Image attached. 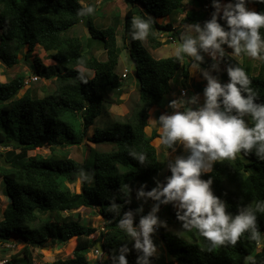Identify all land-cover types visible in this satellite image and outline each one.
<instances>
[{
    "label": "trees",
    "instance_id": "16d2710c",
    "mask_svg": "<svg viewBox=\"0 0 264 264\" xmlns=\"http://www.w3.org/2000/svg\"><path fill=\"white\" fill-rule=\"evenodd\" d=\"M126 1L130 7L125 13L123 37L129 40L130 46L124 48L130 51L134 61L140 95L128 120L113 121L101 128L95 123L103 105L122 102L126 79L117 71L122 47L118 45L116 25L96 27L91 13L79 0H0V60L12 67L19 63L20 53L25 52L24 57L28 58L39 46L52 62L44 63L36 56L31 63L32 70L54 82L49 94L37 97L28 91L22 92L24 74L0 81V177L4 194L11 199L0 219V244L25 241V246L17 253L4 260L0 258V264H92L89 253L95 247L104 252L103 260L96 258L95 264H119L122 254L128 264H137L143 256L142 251L135 249V240L120 229L118 223L127 212H132L134 226L141 216L147 215L143 202L133 198L130 191L139 183L145 184V192L153 189L150 181L162 169L157 146L152 143L159 133L150 132L151 110L166 102L172 81L178 80L179 70L182 81L188 80L189 66L194 61L183 53L182 60L177 59L176 54L156 58L143 41L131 37L133 17L151 19L146 39L154 48L163 44L159 33L172 32L171 38L180 35L181 27H175L172 20L161 22L159 19L183 11L184 0ZM247 1L255 7V12H264L261 0ZM190 3L199 9H187L181 25L199 23L203 26L214 11L212 0L208 10L204 8L207 0H191ZM81 10H84L82 16L78 15ZM80 23H84L89 32L87 50L83 48V38L71 34ZM260 32L264 38V28ZM95 46L105 49V59L88 55ZM222 47L224 55L217 53V60L203 57L195 63L202 69L213 64L227 69L241 67L251 81L249 87L256 93L254 102L264 104V60L261 59L258 73L252 74L245 63L230 54L233 51L227 45ZM78 66L92 70L93 76L85 75ZM228 80L226 74L219 82L224 84ZM204 88L197 83L199 92ZM245 116L247 126H254L250 115ZM157 117L159 123L160 112ZM91 126H94L92 142L113 144L107 151L91 149L93 165L60 151L80 144ZM14 140L22 144L16 145ZM44 146L50 148L48 155L28 154ZM132 151L143 153L145 160L141 163L130 155ZM189 154L190 150L186 149L183 158ZM172 164L174 162L169 163L163 184L171 175ZM79 178L83 181L80 191L71 190L68 183H75ZM209 178L214 195L226 204V211L232 215L244 207L255 208L256 203H264V160L257 155L255 146L248 154L241 150L233 160L214 162L212 171L201 175L203 180ZM113 204L116 210L112 209ZM174 205L175 202L167 204L164 219L182 223L177 219L179 209ZM82 206L96 207L102 215V227L95 238L92 235L98 228L90 225L81 211H74ZM256 216L257 229L264 235V212H256ZM188 234L191 239L160 232L165 248L149 257V264H246L248 256L255 259V264H264V247L257 248L249 238L250 233L242 235L235 246L225 244L218 248H212L196 230ZM48 240L61 244L70 241L72 256L35 261L34 249L43 247ZM152 240L157 245L155 238ZM125 248L127 251H122Z\"/></svg>",
    "mask_w": 264,
    "mask_h": 264
},
{
    "label": "clouds",
    "instance_id": "9594fccd",
    "mask_svg": "<svg viewBox=\"0 0 264 264\" xmlns=\"http://www.w3.org/2000/svg\"><path fill=\"white\" fill-rule=\"evenodd\" d=\"M246 2L247 0H228L227 3H222V0H212L214 11L211 19L205 21L203 26L199 23L190 24L187 34L181 33L182 42L176 48L177 59L182 60L183 53L193 58L194 68L199 67L195 63L203 60L199 50H211L215 60L217 53L221 57L224 55L222 45H227L236 56L244 53L250 58L264 60V38L260 32L264 28V12L249 10ZM86 11L92 13L93 8L90 6ZM83 14L84 10L78 12V15ZM131 28L132 39L143 41L149 35L151 19L133 17ZM193 31L196 35H192ZM227 73L229 80L224 84L208 72L203 73L207 85L203 89L202 107L159 117L162 128L159 139L163 145L171 148L179 141L190 150V154L186 158L175 160L170 166L171 175L167 177L165 184H157V187L147 192L143 188L138 191V198L147 197L159 202L147 215L141 216L138 225H133L132 212L125 213L118 223V227L135 240V249L143 252L137 264H149L148 258L156 252L151 234L154 233L155 226H163L156 213L160 204L170 202H176L174 206L179 209L176 215L182 222V228L187 231L196 230L210 242L212 248L225 244L235 246L245 233H250L249 238L257 248L264 247L261 233L257 229L256 216V212H264V203H256L255 208L244 207L238 214L232 215L226 211V204L214 195L212 180L201 179L202 173L212 171L213 162L233 160L241 150L248 154L254 146L257 147V155L264 160V155H261L264 154V104L254 102L256 93L249 87L251 81L241 67H229ZM26 83L28 82L25 80ZM184 103L185 101H180L181 105ZM187 103H197V97H191ZM171 105L175 108L177 102L172 101ZM233 111L235 114H232ZM245 114L250 115L254 126H247L243 118ZM130 155L141 163L145 160L143 153L132 151ZM116 208L113 204L112 209ZM118 260L119 264H128L123 254ZM248 262L255 264V259L248 256L246 264Z\"/></svg>",
    "mask_w": 264,
    "mask_h": 264
},
{
    "label": "rangeland",
    "instance_id": "374dc122",
    "mask_svg": "<svg viewBox=\"0 0 264 264\" xmlns=\"http://www.w3.org/2000/svg\"><path fill=\"white\" fill-rule=\"evenodd\" d=\"M82 5H84L86 8L92 7L93 12L91 13L93 22L96 27L102 28L107 25H116L117 29V36H118V45L121 48L120 52V59H119V65L117 67V71L119 74H121L125 68L129 69L130 73L128 78L124 81V88L121 94V103H113V104H105L103 105V110L101 115L96 119L95 126H99L101 128H105L113 121H126L128 120L133 112L134 107L138 103L139 95H140V85L139 81L136 77V67L134 64V61L131 58L130 51L127 48H124L125 45L130 46L129 40H125L124 35V18L125 13L127 9L130 7V4L126 0H79ZM191 0H184L183 2V11H177L171 14V16H168L166 18L159 19L161 22H166L168 20H172L175 27H181V33L187 34L188 32V26L181 25V19L185 17V12L187 9H190L194 7L195 9H199V6L196 4L191 5ZM211 0H207V5H204L205 9H209V4ZM222 3H226L225 0H222ZM246 7L249 10L255 11V7L251 4H248V1L246 2ZM72 35L80 36L84 40L83 48L87 50V37L89 36V32L87 27L84 23L78 24L76 27H74L71 30ZM173 35L172 32H161L159 33V37L161 38V41L163 42L162 46L158 48H154L151 46V44L147 41V39L143 40L144 44L147 46L149 51L152 53V55L156 58H162V57H168L171 55L176 54V48L177 46L182 42L180 40V35L175 34V38H171L170 35ZM192 35H196L195 32H192ZM95 44H98L96 42ZM228 48V47H227ZM231 49V48H229ZM232 50V49H231ZM25 51V50H24ZM200 55L202 57H205L206 59H213L211 55V50L208 52H205L203 50H199ZM24 53L19 54V63L12 66L7 67L2 62H0V81H7L13 77H15L17 74H24L25 80L28 82L25 84V87L22 92L28 91L31 95H35L37 97H42L46 94H49L52 89L54 88V82H52L49 79H45L43 77L39 78V80L36 81H30L29 77H32L34 72L31 67V63L34 61V58L40 57L44 63L50 64L52 62V59L47 57V54L39 47L37 46L34 52L28 57H24ZM230 54L239 62L245 63L251 70L252 74H257L259 71V66L261 59H253L248 56H236L233 54V52H230ZM88 55H94L99 59H105L106 58V51L103 47L95 46L88 52ZM217 54L216 59L217 60ZM193 63L190 64L189 72L191 76L189 75V80L182 81V74L181 70L177 72L178 80L174 79L172 81V90L171 93L166 98V102L161 105L160 107L156 108L153 107L151 110V120L149 121L150 124V132H153L154 130L157 131V127L155 126V123L158 121L157 112L162 111V115H172L175 112H183L187 109L197 110L198 108L203 106L204 103V95L203 92H199L196 89L197 83L201 84L202 87H206L207 80L205 79L203 73L208 72L209 75L216 78L218 81L225 78V75L227 73V68L224 65H216L214 68L213 66L210 68L202 69L201 67H193ZM80 71H82L87 76H92L93 71L90 69H85L82 66L77 67ZM187 83V86H185ZM184 88L186 91V95L183 96L182 88ZM21 92V93H22ZM197 97V103L189 104L187 101L193 97ZM183 100L185 103L183 105L180 104V101ZM176 101L177 107H172L171 102ZM246 124L248 122V117H243ZM159 125V123L157 122ZM158 129H161L160 127ZM94 126H91L89 128V131L87 133V136L83 139V141L80 144L76 145H70L67 148H64L60 151H66L70 154L72 158H74L77 161H87L89 164L94 163V157L91 155V149H96L97 151H107L111 150L113 148V144L108 142L103 143H94L90 140V137L93 135ZM162 132L159 133V136L156 137V139L153 140V144L157 146L158 150V156L159 159L162 162V169L151 179L150 184L155 188L157 187V184L163 185V177L168 173L169 170V163L174 162L177 158H183L184 152L186 148L181 142H176L171 148L166 147L163 145L162 141L159 139ZM2 149V148H0ZM41 154V155H48L50 153L49 146H44L41 148H38L36 150L28 151L29 155L34 154ZM240 153H237L239 155ZM214 164V162H213ZM82 180L79 178L75 183H68V186L71 190L74 191H80L82 186ZM144 183H139L137 187L133 188L130 191V194L133 198H136L137 200H141L144 205V210L146 214H148L152 207L156 205L159 202H155L151 198L143 197L138 198L137 193L144 187ZM143 191H145L143 189ZM10 198L4 194V182L3 179L0 177V219L2 218V211L7 206L8 203H10ZM176 203V202H175ZM81 211L82 216L86 218L88 223L94 227H97L98 230L95 234L92 235V237H96L98 235L99 230L102 227L103 218L102 215L99 213L98 208H88V207H80L75 209L74 211ZM159 221L163 222V226L158 224V230L157 232L154 231V233L151 234V238H155V241L157 242L156 246V252L159 253L161 250L165 248L164 242L161 239L160 232H166L170 235L178 236L184 239H191V236L188 234L190 231L184 230L182 228V223H173L170 221H167L164 219L165 215H167V204H160L159 205V211L156 213ZM25 246V241H14L10 242L9 245L0 244V258L6 259L9 258L12 254L17 253L21 248ZM5 249V250H4ZM33 256L35 261H53L58 258H67L69 256H72V246L70 245V241L67 243H59L56 241L48 240L46 244L43 247H37L33 251ZM103 260L104 255H95L94 252L89 253V259L92 261V264H95V260Z\"/></svg>",
    "mask_w": 264,
    "mask_h": 264
},
{
    "label": "built area",
    "instance_id": "2783aa9c",
    "mask_svg": "<svg viewBox=\"0 0 264 264\" xmlns=\"http://www.w3.org/2000/svg\"><path fill=\"white\" fill-rule=\"evenodd\" d=\"M129 69H127V68H125L124 69V71L122 72V76L123 77H127L128 76V74H129ZM30 80L31 81H36V80H39V76L37 75V74H33V76L32 77H30ZM185 87H183L182 88V94H183V96H185L186 95V91H185V89H184ZM158 225L157 226H155V231H157L158 230ZM10 243H7V245H9ZM92 252H94V254L95 255H101V254H103L104 255V252L99 248V247H95V248H93L92 249Z\"/></svg>",
    "mask_w": 264,
    "mask_h": 264
},
{
    "label": "crops",
    "instance_id": "0c3cea01",
    "mask_svg": "<svg viewBox=\"0 0 264 264\" xmlns=\"http://www.w3.org/2000/svg\"><path fill=\"white\" fill-rule=\"evenodd\" d=\"M85 69H86V68H85ZM189 69H190V67H189ZM190 76H191V74H190ZM90 77H91V76H90ZM188 80H189V79H188ZM172 92H173V90H172ZM156 108H157V107H156ZM162 113H163V112L160 111V116L162 115ZM155 126H158V127H157V132H158V133H161V132H162V128H161V126L158 125L157 122L155 123ZM159 127H160L161 129H158ZM155 139H156V138H155Z\"/></svg>",
    "mask_w": 264,
    "mask_h": 264
},
{
    "label": "water",
    "instance_id": "95a60500",
    "mask_svg": "<svg viewBox=\"0 0 264 264\" xmlns=\"http://www.w3.org/2000/svg\"><path fill=\"white\" fill-rule=\"evenodd\" d=\"M14 143L16 144V145H21L22 143L20 142V141H16V140H14ZM82 183H83V181H82ZM264 239V235H261V241Z\"/></svg>",
    "mask_w": 264,
    "mask_h": 264
}]
</instances>
